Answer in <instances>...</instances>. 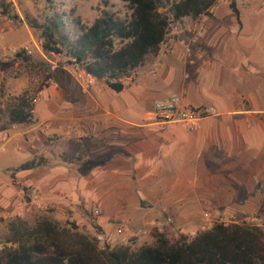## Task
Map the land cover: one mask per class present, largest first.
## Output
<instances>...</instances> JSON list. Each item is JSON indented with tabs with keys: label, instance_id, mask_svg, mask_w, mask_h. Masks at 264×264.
Segmentation results:
<instances>
[{
	"label": "crops",
	"instance_id": "crops-1",
	"mask_svg": "<svg viewBox=\"0 0 264 264\" xmlns=\"http://www.w3.org/2000/svg\"><path fill=\"white\" fill-rule=\"evenodd\" d=\"M202 25L171 27L120 91L82 69L75 80L65 77L36 108L34 124L48 117L56 135L44 141L47 148L36 132L31 141L24 137L35 126L20 124L22 161H40L20 176L38 205L54 207L53 219L72 220L109 245L133 237L137 246L150 244V232L163 227L191 232L215 210L230 222L257 216L264 230V55L250 52L244 35L222 36L217 22ZM170 93L217 114L194 131L160 121L152 102ZM58 141L65 144L50 153ZM16 149L0 145L4 154Z\"/></svg>",
	"mask_w": 264,
	"mask_h": 264
},
{
	"label": "trees",
	"instance_id": "trees-1",
	"mask_svg": "<svg viewBox=\"0 0 264 264\" xmlns=\"http://www.w3.org/2000/svg\"><path fill=\"white\" fill-rule=\"evenodd\" d=\"M129 12L119 19L102 10L88 26L71 18L75 26L65 29L63 15L52 10L41 22L25 17L38 33L41 50L62 54L68 64H77L84 73L114 91L123 88L122 79L130 76L149 53L156 54L167 38L170 24L184 17L211 15L216 0H122ZM0 0V13L18 20L9 4ZM228 6L237 23L234 0ZM77 25V27H76ZM114 39L121 44L114 48ZM27 61L23 49L14 53ZM33 104L25 94L9 96L0 105V132L14 124H28L33 119ZM34 159L16 169L39 165ZM27 199V198H26ZM211 224L192 236L178 231L152 230L150 244L131 249L126 244L110 247L98 244L95 236L78 230L72 220L62 224L45 216L28 222L13 216L0 248V264H264V230L252 221L225 223L218 211L208 215Z\"/></svg>",
	"mask_w": 264,
	"mask_h": 264
},
{
	"label": "rangeland",
	"instance_id": "rangeland-1",
	"mask_svg": "<svg viewBox=\"0 0 264 264\" xmlns=\"http://www.w3.org/2000/svg\"><path fill=\"white\" fill-rule=\"evenodd\" d=\"M228 2L229 0H216L215 5L209 9L212 14L210 17L203 14L195 18L184 17L179 21L172 22L169 30L173 26L182 27L188 25L192 27L194 24L203 26L202 24L205 21L217 22L222 36L244 35L247 38V47L252 49L250 52L256 50V53L264 55V0H234L235 7L239 12V19L243 22L241 31L237 28L236 19L228 6ZM3 3L9 4L11 11L17 14L19 19L13 20L0 13V49L5 48V51L0 50V105L9 96L25 94L33 104V120L29 124L35 127L26 131L24 137L31 141L33 137L30 134L36 132L34 134L35 139L42 140L40 147L47 148L44 144H47L49 140L55 139L56 135L50 133L51 120L48 117L39 122L38 125H35L36 121H38L36 108L41 101L46 103L50 100V97L54 95L53 91L59 84L64 87L66 84L65 77H71L75 80L74 76L76 77L80 72V67L77 64L65 62L62 54L44 53L40 47L37 31L28 26L25 17L34 18L37 22H41L44 16L56 9L64 13L65 29L70 31L73 28L72 26H74L71 18H78L80 24L88 26L100 15L102 10H108L122 20L129 17L130 10L122 0H4ZM203 31L204 27L199 29V31L197 29L191 31V39L193 36L195 38L200 37ZM113 44L114 48H116L121 44V41L114 39ZM25 48L28 52H24L29 56V59L27 61L17 59L14 53L21 49L25 50ZM130 76L123 78L122 82L127 83ZM26 125L28 124H23L22 126ZM66 134L68 133L66 132ZM69 135L70 137L72 136L70 133ZM20 141H22L20 124L11 125L0 132V145L16 147V152L19 153L4 154L0 152V165L8 164V166L0 167V248L4 244L7 222L11 217L19 216L30 223L39 216L53 219L51 211L54 207L51 205L44 207L38 205L33 198L36 190L25 183L24 178L20 176V169H16V166L23 162V155H20ZM64 144L60 141L53 142L49 152L54 153L57 147ZM34 148L30 147L26 151H31ZM34 157L37 160L42 159L38 155H34ZM220 219L225 223L231 220L226 214L220 215ZM248 221L263 225L261 218L257 216ZM58 222L62 224L64 221ZM210 224L211 221L202 220L193 227L191 232L180 231V233L192 236L196 231L208 228ZM163 228L165 231H178L173 228ZM86 234L96 236V234ZM134 238L132 240L128 239V242L125 243L131 249L139 247L134 244ZM104 243L106 242L103 239H98L100 246ZM119 244L123 243L117 241L110 243L111 246L108 245L112 247ZM144 244L145 240L141 242V245Z\"/></svg>",
	"mask_w": 264,
	"mask_h": 264
},
{
	"label": "built area",
	"instance_id": "built-area-1",
	"mask_svg": "<svg viewBox=\"0 0 264 264\" xmlns=\"http://www.w3.org/2000/svg\"><path fill=\"white\" fill-rule=\"evenodd\" d=\"M0 50L5 51V48ZM23 51L28 52L26 48ZM151 108L156 119L165 122H177L187 131L196 130L203 118L217 114L216 109L211 105L192 106L183 103L177 93H170L162 98L155 99ZM95 237L97 240L102 239L99 235Z\"/></svg>",
	"mask_w": 264,
	"mask_h": 264
}]
</instances>
